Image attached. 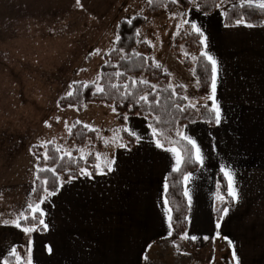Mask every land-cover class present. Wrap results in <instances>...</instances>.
Returning <instances> with one entry per match:
<instances>
[{
    "label": "crops",
    "instance_id": "0c3cea01",
    "mask_svg": "<svg viewBox=\"0 0 264 264\" xmlns=\"http://www.w3.org/2000/svg\"><path fill=\"white\" fill-rule=\"evenodd\" d=\"M101 3H96L94 9L84 4L87 19L103 20L99 16L104 13ZM240 3L248 4L247 0ZM191 8L186 9L187 13ZM196 17L204 22L209 38V47L204 51L222 66L225 83L218 85L217 99L229 120L220 128H210L201 119L179 126L187 125L185 131L203 148L209 147V133L216 135L218 142L221 135L227 141L225 155L235 161L239 173V203L227 206L229 212L220 220V228L215 227V213L223 205L214 199L217 163L213 159L206 170L190 172L193 180L188 189L193 203L187 233L198 239L191 240L193 244L190 239H169L162 206L163 183L174 160L154 143L143 146L137 142L133 148L114 151L113 172L93 175V179H74L59 188L50 202L41 204L46 210V230L36 227L29 237L21 229L7 226L5 236L0 237V264H9L6 258L12 256L13 247L23 259L27 258L26 248H30L32 264H152L155 256H162L155 260L162 262L170 246L178 257L191 255L198 260L199 254H205L203 264H217L213 257L216 247L233 251L224 237L234 241L240 264H264V23L251 28L244 24L225 27V16L217 11L207 16L201 12ZM187 18L192 16L188 14ZM185 72L193 73L189 68ZM190 76L187 81L192 80V94L186 82L180 86L186 90L187 102L199 101V107L207 95L199 93L198 79L194 74ZM137 124L149 128L144 118ZM27 197L28 193L22 196L23 210Z\"/></svg>",
    "mask_w": 264,
    "mask_h": 264
},
{
    "label": "rangeland",
    "instance_id": "374dc122",
    "mask_svg": "<svg viewBox=\"0 0 264 264\" xmlns=\"http://www.w3.org/2000/svg\"><path fill=\"white\" fill-rule=\"evenodd\" d=\"M100 1L103 20L87 19L84 4L94 9ZM240 2L224 0L216 11L227 12L235 4H244ZM183 12L186 9L177 6L173 12L152 13L146 0H79V4L77 0H0V237L6 234L3 221H11L13 213L23 210L22 196L32 191L37 171L32 147L52 143L72 154L80 149L115 159L118 147L112 145L113 133L121 125L111 104L87 103L78 112L60 108L58 102L72 91L69 85L74 81L89 84L99 79L104 56L115 46L122 19L146 18L139 30L140 42L151 41L149 56L170 75L172 86L186 82L192 94V80L187 78L193 73L186 74L184 60L195 64L198 55L184 44L176 50V39L186 26L182 25L187 18L182 17ZM199 13L193 7L188 11L190 16ZM136 51L141 53L139 47ZM139 78L146 79L144 75ZM142 120L129 116L126 127L143 136L140 143L144 146L151 140V131L138 126ZM75 121L96 130L97 141L89 139L82 146L70 143L69 129ZM105 140L109 145L100 148ZM169 249V256H163L162 262L155 261L162 256H155L152 264H203L205 254H199L197 260L191 255L178 257L174 248ZM231 255L228 247L213 251L217 264H235Z\"/></svg>",
    "mask_w": 264,
    "mask_h": 264
},
{
    "label": "trees",
    "instance_id": "16d2710c",
    "mask_svg": "<svg viewBox=\"0 0 264 264\" xmlns=\"http://www.w3.org/2000/svg\"><path fill=\"white\" fill-rule=\"evenodd\" d=\"M200 12H208L211 14L217 10L218 7L215 5L220 4L221 0H197ZM235 4L227 11L228 17L225 18V24L229 26L235 25L237 19L243 17L246 23H251L253 25H261L264 23V11L256 9L254 6L249 4ZM146 6L148 10L152 13H158L161 10H166L167 12H173L177 6H181L184 9H188L191 4L189 0H179L177 4H172L171 0H152L149 4L146 0ZM132 20V26L128 25V21ZM146 23V18L142 15H137L131 19H122L117 27L116 34L121 37L120 41L115 42L114 48L104 56L105 62L101 66V72L99 79L95 83H77L73 86L72 97L61 98L58 102L60 108H74L78 112H82L87 103H105L111 104L116 107V112L119 113V123L122 127H126L123 116L127 114L129 116H139L144 117L148 115L147 122L153 123V126L160 130L166 131L168 136L175 139V127L178 121V126L180 124H192L189 123V119H201V114H206L203 108L197 107V109L188 108L187 111L181 114L176 105L186 106L188 102L183 100L182 97L186 96V90L183 87H174L171 84L170 75L164 71V69L157 64L149 56L152 53V47L146 42H140L139 35L136 34V29L140 28ZM200 37L193 33L191 29L186 25L184 29L181 30L178 38L176 39L178 46L180 44L186 45L189 49L198 54L196 64L193 66L190 60L187 58L184 60V64L187 68L191 69L194 76L200 81L199 93L201 95H209L210 93V82H204V75L202 70V65L206 63L204 58L200 55L201 51H204V46L200 44ZM141 49V53L136 51V48ZM138 54V55H137ZM179 55V53H178ZM117 73L122 75L117 76ZM144 75L145 80L139 78ZM142 81H147V83H142ZM135 82V83H134ZM88 85L84 87L83 85ZM97 85H100L104 89L103 93L97 92ZM116 85L115 88L112 86ZM127 86V88H125ZM134 93L133 97L129 99H124L123 93ZM141 94H148V100L151 103V108L149 109L147 105L143 102L135 103V97ZM209 106L211 102L208 103ZM69 105H72L71 107ZM147 109V111H145ZM139 113V115L137 114ZM155 118L160 120V123H155ZM171 129V131H169ZM151 130V129H150ZM70 143H76L78 145H85L90 139L92 141H97V131L92 129H86L83 124L74 122L73 127L69 129ZM121 138L124 143L127 144L128 148H133L137 144L135 136H129L127 132H121ZM105 146V144H100V148ZM57 147L54 144H48L46 147L34 146L32 147V153L37 159V174L41 177L40 180L35 181L33 186L36 188V192L31 193L27 197V205L29 203H38L43 195V188L45 187L41 181L44 178L49 179V184L47 187L52 190L54 187H59L58 184L53 185V176L50 172H39V168H55L57 174L62 179H67L69 174L75 173L79 176V167H86L89 171L95 175V169L92 167L95 163V156L90 155L87 157V162L84 160H79L78 162H73L69 164L68 158L65 156L64 160L60 159L61 153L56 151ZM48 153L49 159L45 160L41 153ZM81 154L75 150L72 156L78 157ZM198 169V166L186 165L183 171L192 172ZM169 192L167 194V199L169 201V206L172 209V235L169 237L170 240L175 241L181 238V235L188 230V220L186 217L189 216L188 203L186 197H184V184L183 177L179 173L169 172ZM218 178V177H217ZM222 179V177H219ZM223 183V181H222ZM223 191V189H222ZM230 204V203H229ZM229 204L223 205L222 207L228 206ZM220 207L216 213V220L219 219L221 213ZM27 209V206L25 210ZM29 219L27 221L21 220L22 226H33L34 222L31 220V213H28ZM35 227H40L39 230L43 231L41 225H35ZM191 244L193 242L189 240ZM15 257L8 256L6 262L9 264L15 263Z\"/></svg>",
    "mask_w": 264,
    "mask_h": 264
},
{
    "label": "snow or ice",
    "instance_id": "6c2138e0",
    "mask_svg": "<svg viewBox=\"0 0 264 264\" xmlns=\"http://www.w3.org/2000/svg\"><path fill=\"white\" fill-rule=\"evenodd\" d=\"M179 0H171L172 4H177ZM224 0H221L220 4L215 5V7H221L223 5ZM248 4L250 6H254L256 9L260 11H264V0H247ZM77 3L79 4V0H77ZM148 3L151 4L152 0H148ZM189 3L192 5L193 9L200 11L197 0H189ZM244 5L242 4L241 7ZM203 15L207 16L208 12L204 11L202 13ZM182 17H187L188 13L183 12L181 13ZM221 15L225 16L227 19L228 14L227 12H222ZM129 26H132V20H129L128 22ZM236 26H239L240 24H244L245 27L251 28L254 27L251 23H246L244 18L241 17L236 20L235 22ZM182 25H187L191 31L195 34H197L200 37V44L204 45L205 49L209 47L208 45V36L206 35V29L204 27V22L199 21V18L196 16H192L191 19L184 18L182 20ZM180 27V26H178ZM225 27H229V25L226 23ZM137 36L139 35V30L136 29ZM117 41H120L121 37L117 35ZM146 43L151 44V41H145ZM99 54V52H97ZM138 55V54H137ZM200 55L204 58L206 63L202 65L203 75H204V82L209 83L210 82V93L209 95L203 97V100L205 103L202 105H199L200 108L204 109V112L206 114H201V122L206 123L209 125V127L215 126L216 128H220L222 122L223 124H227L229 120L228 112H226L222 106L221 102L217 99V88L218 85H222L225 83L224 77L221 75L222 66L218 59L214 57L209 51H201ZM159 67V65H157ZM117 76L122 75L121 73H117ZM135 83V82H134ZM142 83H147V81H142ZM197 83L199 84L200 81L198 80ZM77 84V82H73L72 85H69V88H73V86ZM84 87H88V85H83ZM113 88L116 87V85L112 86ZM180 87H184L181 85ZM127 88V86H125ZM97 92L103 93L104 89L101 87L96 88ZM134 93H123L122 96L124 99H129L130 97H133ZM73 92L69 91L67 93V97H72ZM183 100H189V97L184 96L182 97ZM207 101H211V105L207 103ZM143 102V104L147 105L148 108H151V103L148 100V94H141L135 97V103ZM199 104V101L192 102L190 101L186 106H181L179 104L176 105L177 110L183 114L187 111L188 108H197V105ZM70 107L72 105H69ZM109 107L112 108L113 112H116V107L113 105H109ZM147 111V109H145ZM231 111V109H229ZM139 115V113H137ZM119 116L120 114L117 113ZM145 120L148 119V115H144L143 117ZM57 122H59V118L57 117ZM123 119L125 123L128 121V115L124 114ZM79 123V122H77ZM155 123L159 124L160 120L158 118H155ZM177 126L175 127V139H172L168 136L166 131L160 130L157 127L153 126V123L150 122L148 124V127L151 129V140L150 143H154L155 147L158 149H162L163 151L170 153L171 157L174 160V164L171 167L172 173H179L183 177V184H184V197L187 198L188 202V212L189 214L192 211V197L190 195L188 185L193 180V175L190 172H185L183 169L186 165H194L198 166V170L203 171L206 170L208 167V162L215 159V162L217 163V177L214 180V199L216 201H219L222 205H226L229 203H239V173L237 170V167L235 166V161L230 158V156H226L225 153L227 152V141L224 139V137L221 135L219 142L217 141L216 135H213L212 133H209L210 141H209V147L203 148L202 145L198 142L197 138L194 137L191 134H188L185 129L187 128V125H184L183 127L178 126V121L175 122ZM189 123H197L196 119H189ZM50 127V125H47ZM84 128L92 130L90 125L84 124ZM127 132L129 136H135L137 142H140L143 139V136L139 133H137L135 130H130L127 127H122L120 129L114 130L113 133V139H112V145L118 148H127V144L122 141V138L119 136V132ZM171 131V129H169ZM99 138V137H98ZM50 143V142H49ZM105 146L109 145V141H104ZM44 145H41L43 147ZM130 151V149H128ZM56 151L58 153H61L60 159L64 160L65 156L68 158L69 164L73 162H78L79 160H84L87 162V156L91 155V153H83V150L77 149V151L81 152V155L78 157H73L72 153L70 151H66L61 148H57ZM41 155L44 156L45 160L49 159L48 153L45 151L44 153H41ZM96 163L92 166L95 169V175H107L108 173H111L114 171V165H115V159H108L107 157H102L100 153H96L95 156ZM39 172H50L52 173L53 180L52 184L56 185L58 184L59 187H54L52 190H49L47 185L49 184V179L44 178L41 183L45 186L43 188V195L40 198L38 203H29L27 205L26 210H21L19 214L16 216L15 219L8 221H3L4 226H14L16 228L21 229L22 232H24L27 236L30 237V234L36 230L35 225H42L43 230L47 229V225L45 224V221L43 217L46 215V210L41 208V204H45L51 201L52 197H55L58 195L59 188H62L65 184H71L74 179H77L79 177H87L88 179H93V173L89 171L86 167H79V176H77L75 173L69 174L67 176V179H62L56 172L55 168H39ZM219 177H222L219 178ZM37 180H40L41 177L37 174L36 176ZM223 181V183H222ZM223 189V191H222ZM32 192H36L35 186L32 188ZM169 192V178L165 177L164 183H163V193L165 194V199L163 201V207L165 209V216L168 221V235H172V229H173V217H172V209L169 207V201L166 198L167 194ZM229 207L225 206L220 209V217L217 220V223L215 225L216 229H219L221 224L220 220H222L225 216L228 215ZM28 213H31V220L34 222L33 226H22L21 220L27 221L29 219ZM186 219L190 222L191 216L189 215L186 217ZM216 236L219 237L220 233L217 231ZM181 239H190L192 241H195L198 239L197 236L192 235L189 236L187 232L183 233L181 235ZM203 239H208V237H203ZM224 239L227 240V243L230 247L233 248L232 251V258L235 264H240V260L236 254L234 241L231 239H228L227 237H224ZM30 243V240H29ZM150 247V246H149ZM178 247V246H177ZM49 253H51L52 249L48 248ZM11 254L16 259V264H32V256H31V249L26 248V259H23L18 253L15 247L11 248ZM147 259V257H145Z\"/></svg>",
    "mask_w": 264,
    "mask_h": 264
}]
</instances>
